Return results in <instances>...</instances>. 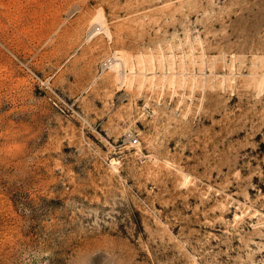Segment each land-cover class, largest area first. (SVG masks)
<instances>
[{
  "label": "rangeland",
  "instance_id": "rangeland-1",
  "mask_svg": "<svg viewBox=\"0 0 264 264\" xmlns=\"http://www.w3.org/2000/svg\"><path fill=\"white\" fill-rule=\"evenodd\" d=\"M0 264H264V0H0Z\"/></svg>",
  "mask_w": 264,
  "mask_h": 264
},
{
  "label": "bare ground",
  "instance_id": "bare-ground-1",
  "mask_svg": "<svg viewBox=\"0 0 264 264\" xmlns=\"http://www.w3.org/2000/svg\"><path fill=\"white\" fill-rule=\"evenodd\" d=\"M99 15H100V14H99ZM99 15H98V16H99ZM95 20H96V22H99V23H101V25H102V26H103V25H104V26L106 25V24H105V22L103 23V21H102V20H103V18L101 19V18H100V16H99V17H97ZM95 20H94V21H95Z\"/></svg>",
  "mask_w": 264,
  "mask_h": 264
},
{
  "label": "built area",
  "instance_id": "built-area-1",
  "mask_svg": "<svg viewBox=\"0 0 264 264\" xmlns=\"http://www.w3.org/2000/svg\"><path fill=\"white\" fill-rule=\"evenodd\" d=\"M110 63V60L109 61H107V62H104V65H108ZM132 142L133 143H136L137 142V138H132Z\"/></svg>",
  "mask_w": 264,
  "mask_h": 264
}]
</instances>
